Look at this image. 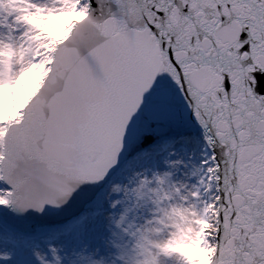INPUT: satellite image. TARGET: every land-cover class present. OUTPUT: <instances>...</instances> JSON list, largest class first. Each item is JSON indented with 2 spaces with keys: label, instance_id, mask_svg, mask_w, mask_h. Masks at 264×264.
<instances>
[{
  "label": "snow or ice",
  "instance_id": "snow-or-ice-1",
  "mask_svg": "<svg viewBox=\"0 0 264 264\" xmlns=\"http://www.w3.org/2000/svg\"><path fill=\"white\" fill-rule=\"evenodd\" d=\"M0 264H264V0H0Z\"/></svg>",
  "mask_w": 264,
  "mask_h": 264
},
{
  "label": "water",
  "instance_id": "water-1",
  "mask_svg": "<svg viewBox=\"0 0 264 264\" xmlns=\"http://www.w3.org/2000/svg\"><path fill=\"white\" fill-rule=\"evenodd\" d=\"M28 221H22L21 223H27ZM35 222H41L38 219Z\"/></svg>",
  "mask_w": 264,
  "mask_h": 264
}]
</instances>
